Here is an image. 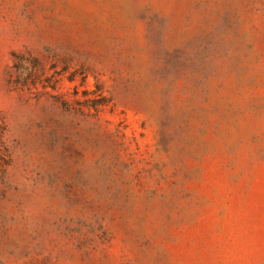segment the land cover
<instances>
[{
	"label": "rangeland",
	"instance_id": "374dc122",
	"mask_svg": "<svg viewBox=\"0 0 264 264\" xmlns=\"http://www.w3.org/2000/svg\"><path fill=\"white\" fill-rule=\"evenodd\" d=\"M0 264H264V0H0Z\"/></svg>",
	"mask_w": 264,
	"mask_h": 264
}]
</instances>
